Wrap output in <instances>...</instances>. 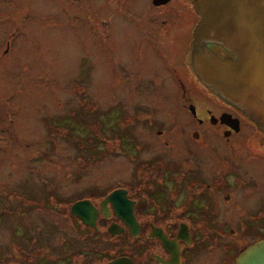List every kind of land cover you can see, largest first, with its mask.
<instances>
[{"label": "rangeland", "instance_id": "obj_1", "mask_svg": "<svg viewBox=\"0 0 264 264\" xmlns=\"http://www.w3.org/2000/svg\"><path fill=\"white\" fill-rule=\"evenodd\" d=\"M55 2L0 0V126L11 113V128L48 132L44 164L15 161L0 178V264H100L134 257L136 238L127 233L114 238L104 226L92 237L80 225L79 257L61 259L54 228L60 211L54 214L52 206L57 204L58 211L55 201L63 202L66 215L71 200L89 197L90 186L114 185L128 175L121 156L136 154L137 139L126 128L136 113L143 123L137 124L139 131L202 129L209 173L238 164L248 168L258 160L244 144L247 132L228 146L218 129L198 127L180 110L177 85L155 82L143 54L130 49L132 41L116 42L103 23L75 15L79 7ZM57 138L61 142L53 152L51 141ZM215 259L231 264L222 255Z\"/></svg>", "mask_w": 264, "mask_h": 264}, {"label": "flooded vegetation", "instance_id": "obj_2", "mask_svg": "<svg viewBox=\"0 0 264 264\" xmlns=\"http://www.w3.org/2000/svg\"><path fill=\"white\" fill-rule=\"evenodd\" d=\"M205 2L56 0L57 6L79 7L75 15L103 23L109 37L119 38L122 45L132 41L130 49L143 54L145 64L154 69L151 68L155 82L177 85V104L198 127L208 125L218 129L228 146L233 145L234 137L247 132L244 144L255 150V154L249 155L258 159L256 163L250 161L252 166L248 168L238 164L220 168L219 173L213 168L209 173L208 162L203 159L202 129H179L178 133L170 129L139 131L136 127L141 121L136 113L126 127L133 130V140L137 139L136 154L133 158L121 156L124 166L127 165L124 171L129 167L128 175L114 185L99 189L90 186L89 197L71 200L66 215L67 206L63 202L55 201L59 204L58 211L57 204L52 206L54 214L60 211L54 228L61 259L79 257L80 234L76 227L80 225L92 237L99 227L104 226L107 231L111 224L123 230L122 237L128 234L127 225L116 216L111 203L104 206L105 217L101 210V203L116 191L133 203L139 234L135 240L136 254L128 258L134 264H218L215 258L221 255L236 264L242 252L264 240V172L255 171L264 168V132L238 108L214 94L204 84L203 72L199 75L193 67L196 60L203 64L204 50L220 59L236 60L232 52L220 45L195 37V30L203 20ZM5 116L7 123L0 126V178L8 176L15 161L35 167L48 158L47 129L11 128V113ZM223 116L229 123L238 121L237 132L231 124L221 121ZM159 117L155 118L158 123L162 121V115ZM2 123L4 120L0 118ZM191 139L196 141L195 147L190 145ZM60 142L58 138L51 141L53 152H57ZM84 200L98 211L95 232L70 214L72 205ZM159 236L165 238L166 245ZM206 242L210 243L208 247Z\"/></svg>", "mask_w": 264, "mask_h": 264}, {"label": "water", "instance_id": "obj_3", "mask_svg": "<svg viewBox=\"0 0 264 264\" xmlns=\"http://www.w3.org/2000/svg\"><path fill=\"white\" fill-rule=\"evenodd\" d=\"M195 37L220 45L232 52L236 60L228 61L203 51V64L196 60L195 71L203 72L204 84L225 102L234 105L264 132V0H206L203 4V20L195 30ZM238 131V121L231 123ZM116 191L101 203L105 217L107 202L113 206L116 216L128 227L130 238L138 237L139 229L133 214V203ZM70 214L81 224L97 231L98 211L88 200L76 202ZM113 237L123 235V230L113 224L108 227ZM153 236V232H151ZM159 238L166 245L163 236ZM105 264H134L128 257H117ZM169 264V263H167ZM236 264H264V240L248 247L236 259Z\"/></svg>", "mask_w": 264, "mask_h": 264}, {"label": "trees", "instance_id": "obj_4", "mask_svg": "<svg viewBox=\"0 0 264 264\" xmlns=\"http://www.w3.org/2000/svg\"><path fill=\"white\" fill-rule=\"evenodd\" d=\"M127 236H128V234H127Z\"/></svg>", "mask_w": 264, "mask_h": 264}]
</instances>
